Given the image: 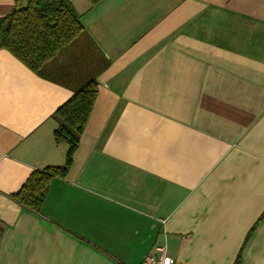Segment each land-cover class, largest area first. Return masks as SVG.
Segmentation results:
<instances>
[{
    "label": "crops",
    "instance_id": "0c3cea01",
    "mask_svg": "<svg viewBox=\"0 0 264 264\" xmlns=\"http://www.w3.org/2000/svg\"><path fill=\"white\" fill-rule=\"evenodd\" d=\"M70 1L98 93L39 212L14 194L64 164L54 113L85 74L0 48V264H143L158 246L174 264H264V0Z\"/></svg>",
    "mask_w": 264,
    "mask_h": 264
},
{
    "label": "trees",
    "instance_id": "16d2710c",
    "mask_svg": "<svg viewBox=\"0 0 264 264\" xmlns=\"http://www.w3.org/2000/svg\"><path fill=\"white\" fill-rule=\"evenodd\" d=\"M91 1L97 4L101 0ZM85 33L81 14L70 0H15L12 12L0 18V48L11 52L34 72L49 78H57V72L50 65L59 55L72 58L65 49L75 41L76 53L87 54L82 51L86 47L82 45ZM107 65L106 60L102 69ZM98 73L95 70L89 74L54 113L57 120L54 139L57 144L68 145L66 160L62 165L34 170L14 194L21 205L39 212L52 178L64 176L72 164L97 97ZM63 79L69 82V77Z\"/></svg>",
    "mask_w": 264,
    "mask_h": 264
},
{
    "label": "rangeland",
    "instance_id": "374dc122",
    "mask_svg": "<svg viewBox=\"0 0 264 264\" xmlns=\"http://www.w3.org/2000/svg\"><path fill=\"white\" fill-rule=\"evenodd\" d=\"M82 41L84 43V45L86 46L85 52H87V54H84L83 57H81L80 55H78L76 52V41L74 42V47L73 46H69L68 48H66L65 50H67L66 52L71 56V60L72 62H74L76 69H74V71L80 73V74H85V79L87 78V74L90 72V74L92 73V66L94 64V61L97 60V53L95 52V50L93 49V47L91 46V44L89 43V41L84 37L82 38ZM80 42V41H79ZM93 58L94 61L92 63V65L89 62V57ZM91 58V59H92ZM80 80H83V78L81 77Z\"/></svg>",
    "mask_w": 264,
    "mask_h": 264
},
{
    "label": "built area",
    "instance_id": "2783aa9c",
    "mask_svg": "<svg viewBox=\"0 0 264 264\" xmlns=\"http://www.w3.org/2000/svg\"><path fill=\"white\" fill-rule=\"evenodd\" d=\"M143 264H174V259L166 255L163 246L157 247L155 254H148L143 261Z\"/></svg>",
    "mask_w": 264,
    "mask_h": 264
}]
</instances>
